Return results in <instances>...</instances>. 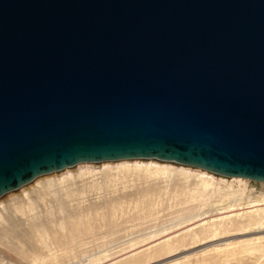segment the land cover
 I'll return each mask as SVG.
<instances>
[{"label":"water","instance_id":"water-1","mask_svg":"<svg viewBox=\"0 0 264 264\" xmlns=\"http://www.w3.org/2000/svg\"><path fill=\"white\" fill-rule=\"evenodd\" d=\"M134 159L264 183V0H0V197Z\"/></svg>","mask_w":264,"mask_h":264},{"label":"rangeland","instance_id":"rangeland-1","mask_svg":"<svg viewBox=\"0 0 264 264\" xmlns=\"http://www.w3.org/2000/svg\"><path fill=\"white\" fill-rule=\"evenodd\" d=\"M0 264H264V183L78 164L0 197Z\"/></svg>","mask_w":264,"mask_h":264},{"label":"bare ground","instance_id":"bare-ground-1","mask_svg":"<svg viewBox=\"0 0 264 264\" xmlns=\"http://www.w3.org/2000/svg\"><path fill=\"white\" fill-rule=\"evenodd\" d=\"M169 172V171H168ZM205 182V181H204ZM209 181H207V184H205V187L207 186V185H209L210 183H208ZM206 183V182H205ZM203 184V183H202ZM204 185V184H203ZM207 188V187H206ZM178 224V223H177Z\"/></svg>","mask_w":264,"mask_h":264}]
</instances>
